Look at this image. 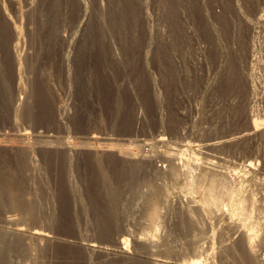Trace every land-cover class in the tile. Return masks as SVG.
I'll list each match as a JSON object with an SVG mask.
<instances>
[{"label":"rangeland","instance_id":"obj_1","mask_svg":"<svg viewBox=\"0 0 264 264\" xmlns=\"http://www.w3.org/2000/svg\"><path fill=\"white\" fill-rule=\"evenodd\" d=\"M13 1H15L14 3L16 5ZM31 1L32 0H19V7L25 11L29 8V3ZM99 1L107 7L111 5L114 9V15H112V17L107 11V13L105 12V14H103L98 10L93 14L95 16H92L93 18H98L96 20L92 18L91 22H93L90 25L91 29L89 28L86 32L87 34H84L81 45H79L80 48H76L77 53H75L76 49L74 50V57H77L74 60L77 61H75V63L73 60L71 66L74 76L78 75L71 88L67 85V74L65 76L66 65L61 59V46H58L57 51L50 55L47 54V51L41 50L42 44L40 45L41 42L39 40L36 42L33 41L37 45L32 41H26L25 44H23V53L26 51L25 53L28 52L31 53L30 55L33 57H37L35 61H37L38 69V76L35 77L32 87H30L29 92L26 93L17 85L18 83L14 76V66L10 61L7 51H2V49H0V141L7 144L19 145L21 144L19 133L29 131V133H31L29 141L31 142H34V140L37 141V139L43 141L47 139V137H50V139L53 140V146H58L63 141L71 140L81 151L74 156L72 162L73 171L71 174L69 173L71 163L63 157L62 153L51 152L47 159V165L43 163L41 155H37V159L39 161L42 160L40 163L44 165L45 174L42 179L39 178L38 175L31 177L29 172H26L25 169L22 168L23 164L18 161L15 155L7 153L2 149L0 150V235L3 231L9 229H18L28 234L29 231L44 228L50 230V232H52L51 235L54 234V236L58 238L69 239L71 241L77 240V242H84L85 244L90 243L91 240L92 243L96 242L95 244H101L112 248L110 243H106L102 238L106 231L105 228H107L105 225L111 223V228L110 225H108V228L112 230L114 226L112 223L119 222L117 233L121 238L123 236L129 239L138 236H144L143 238H145V234L153 231L155 226H157L159 231H154L156 237L161 236V234L165 236L164 234L167 232L165 238H170H166V241L169 240L171 243L174 242L173 244H169L168 241V245L175 247V245L178 246L180 243L181 247H184L185 239L182 237L181 231H179L180 229L176 224L179 220L177 214H179L178 212L180 210L185 208L196 207L202 210L205 209L206 211L208 209L209 211L206 213L209 214V217L212 216L208 218L207 214L205 215L204 213L208 228L207 231H210L207 232L206 241L204 239L200 244L204 246L205 249L210 248L209 250H212L211 256L213 254L212 252L217 254L216 249H218L217 246H219L220 238L228 236L231 232L233 233L231 228L233 225H242V218L233 212L228 203V205L224 204L218 207L211 206L212 209L208 206L209 204L208 200H206L207 197L205 192L203 190L191 191L188 189L187 184L191 179L198 176L199 182L201 181V185H204L203 187L206 188L215 176L221 179V175L225 172L228 175L229 181L232 182L235 179L231 184L234 186V183L237 182L238 184L240 182L239 177L243 173V170H245L244 164H246V160L250 161V159L251 161L253 160V162H258V165L255 164V168L258 167L257 170L259 169V174L261 173L260 175L258 174V178L261 177L260 180L264 182V139L262 141V138H256L253 139L254 141L250 140V142H243L232 148L217 147L215 144L227 135L232 137L231 135L235 136L237 133L248 128L252 121H249L250 119L248 120V113L246 111L251 107L253 111H255L254 115L256 114L257 116L253 121L264 120V102L260 99L258 100V97L264 96V82H262V77L264 78V60L263 64L257 65L255 77L258 78L255 79V77H253L255 79L253 81L254 85L256 87L258 86L257 88L259 89L255 87L259 93L257 95L258 97L256 99L254 98L253 101L250 102L251 104L246 98L247 103H245L243 99H241V101L238 96L234 94L228 95L227 92L234 91V89L237 91L238 88L246 90L247 86L249 87L250 84L248 85L246 79L242 77L243 84L247 86H235L234 83L239 80V77H234L232 73H228L230 71L225 60L219 57H210L208 55L207 43L205 41V26L208 15H213L214 12H221V7H229V0H168L169 4L176 7L175 17L178 18L179 21V39L177 46L173 50L174 52L172 51L171 53L170 50V53H167L165 59L158 54L161 47L159 31L163 28L162 25L165 24L164 18L167 17L168 21L172 19V13L165 11L164 6H161L165 1L125 0L126 8L122 6V3L119 4L120 0H111L110 3L109 0ZM5 2L10 16L17 19L18 13L16 12L18 4L16 0H5ZM59 2H61L62 5L65 4V0H38L33 16L36 18L37 13H39V16L41 13L49 14L51 12V15L52 13L53 15L57 13L56 16L60 17V11L57 6ZM165 14L167 16H164ZM125 16L127 18H125ZM20 17L19 19L21 20ZM110 18L114 20L116 25L112 23L113 21H111ZM123 19L126 20V28L129 27L126 29L127 34L124 33L122 29L121 22H123ZM25 20L26 18L24 21ZM101 20H105V24H103L104 22H101ZM1 21L3 22L4 19L0 14V25L3 26V31H5V33L8 32L5 22L2 24ZM94 30L97 35L94 34ZM263 30L264 29L260 30L262 32L261 34H263ZM64 31L66 32L64 33L70 37L75 30L67 26L64 28ZM71 31H73L72 34ZM113 32H115V35H113ZM123 33L127 36L126 42L128 41L125 46V51L122 47L120 48V43L116 38L113 40L114 42L112 41L111 43L113 44L112 46L114 47L115 53L119 56L117 59L118 61L110 60L105 54L101 56L102 52L100 49L95 52L97 54H93L92 58L84 56V53L88 50L86 49V45H90L93 40L96 41V45H99L105 43L104 37L108 39L107 41H111L110 38L119 37V35L123 36ZM99 35H102V37ZM3 36L2 34L0 44L3 43L6 45L8 42V34L4 36V42L2 40ZM170 42V40L167 41L169 48ZM108 43L110 42L105 43V47L109 45ZM256 52L258 53L257 58L264 53L263 51L259 54V50ZM99 54L103 60L98 56ZM262 57L264 58V54ZM218 60L222 61L218 62ZM222 63L226 66H223L224 64ZM105 64L106 66L108 65L107 68L106 66L104 67ZM244 67L245 75L247 72L245 64ZM259 69L261 71H259ZM220 72L225 75H221ZM163 73H166V76ZM260 73L262 77L260 76L259 79L258 75H261ZM220 76L221 78H219ZM224 78L227 79V81ZM250 79H252V77ZM258 84L261 85L259 86ZM214 87H216V89ZM260 87L262 88L261 90ZM248 89L249 88H247V90ZM222 93H224V95ZM22 98L23 100L28 99L30 102L29 111L21 119V122L16 125L13 119L14 112L12 103L16 100H22ZM252 102L257 105L259 103L260 106L252 105ZM240 110L242 112H239ZM260 112H262V114ZM259 113L263 117H261ZM237 114L241 115L238 116ZM262 126L264 127V124ZM96 135L99 138L97 144L100 147H109L111 143L110 148L112 150L114 149L115 152L109 151L97 155L95 152L84 148L87 144L92 142L90 138ZM159 135L167 136V146L157 147L153 144L154 139ZM142 141L147 142L143 144ZM135 147H137L138 157L148 154L145 159L146 162L144 161L145 167L147 164L149 165V163L150 166L153 164L151 167L147 165L148 167L146 169H148V171L145 168L141 169L135 167V169L132 166V168L129 167L131 165L129 162L115 154L119 148L126 150L128 148L135 149ZM166 150H170L172 153L175 151L174 154L177 155L175 165L178 167L180 175L184 177H182L184 180L180 176V179H178V177L175 179L170 171V163L165 162L164 159L160 157L161 155L155 156L157 155V151L164 152ZM147 159L150 162H147ZM260 164H262V166ZM259 165L263 168L262 171H260L262 168L259 167ZM230 166L233 167L231 168ZM154 167H156V169ZM161 167H165V171L159 174L156 170ZM240 168L242 169L240 170ZM130 169L133 170L131 171ZM141 171L144 172L142 173ZM70 177L75 182L74 184H76V187L78 185L77 190H80L78 191L79 199L73 197L72 193L68 190L67 183H65L69 182ZM185 185L186 187H184ZM153 187L161 189L164 192L163 198L159 204V207L162 205L159 212L160 218L156 221L155 226L150 223L149 219L147 220L153 208L151 202ZM263 192L262 194H264ZM262 194L260 196H262ZM165 196L166 200L164 199ZM220 196L223 198L222 193H220ZM260 196L258 195V197ZM75 199H78L77 202H81L82 205L76 207ZM261 200V204H263L264 196H262ZM53 209L55 211V216L53 217H56V223L58 225L55 224V227L51 229L46 223L50 219L51 214H53ZM209 212H212L213 215ZM7 217H15L13 223H7V221H5ZM57 218L61 219L58 220ZM114 219L118 221H114ZM207 219H211V224H209L210 222L207 221ZM257 220L258 217L256 216L252 218V221L248 222L247 225L251 227L252 223ZM212 221H214V223ZM229 223H231V225ZM170 231L173 233L171 232L172 234H170ZM215 231L217 232L215 233ZM119 232L122 235H120ZM99 235L102 237H99ZM77 236L79 239H77ZM173 236L176 239H174ZM208 236H210L211 239ZM214 236L215 238H213ZM178 239H181L182 242L180 240L178 241ZM214 239L216 241H214ZM209 240L211 243L215 242V246L213 243L211 246ZM208 242L209 244L207 245ZM181 243H183V245ZM24 244L21 242L19 243V245H21L19 247L21 252L15 251L18 247L14 246V244L11 245L12 248L11 246H7L9 248H6V254L10 255L8 257V255L5 254L4 263L75 264L74 256L69 249L64 248L61 250L54 248L53 251L47 252L41 249V252L43 251L44 254H40V248L38 247L41 246L35 242L32 246H35L36 255H33L34 258L32 257L31 261H29L30 258L27 257V255H23V250L25 248ZM263 244L264 242L262 246L260 245L258 248L259 256L261 255L260 258L262 260H264ZM180 245L178 246L179 249ZM1 246L0 244V247ZM178 247L175 249H178ZM181 253L183 254H181L182 256L180 255V257L172 256L170 258V256H168L167 258L166 256L165 258L164 255V257L162 256L163 258L158 256V259L164 262L169 260L166 262L167 264H183L188 261V257L186 256L187 251ZM189 255L193 256L190 251L188 252V256ZM206 257L207 256L204 255L203 259H206ZM210 260L206 259L205 261H208L207 264L210 262V264H212L213 262ZM94 261L92 264H100V261ZM230 261V257L223 256L221 261H217V264H228Z\"/></svg>","mask_w":264,"mask_h":264},{"label":"bare ground","instance_id":"obj_2","mask_svg":"<svg viewBox=\"0 0 264 264\" xmlns=\"http://www.w3.org/2000/svg\"><path fill=\"white\" fill-rule=\"evenodd\" d=\"M18 1L19 0H16V3L18 4V7L16 6L17 7V12L16 13H18V18L15 19V18L10 16V13L8 12V9L6 8L5 0H0V14H1L2 18L4 19L3 22H5L6 27H7V31H8V32L5 33V31H3V26L0 25V40L2 38L1 37L2 34L4 36H7V34H8V40L7 41L9 42V43L7 42L6 45L3 44V43L0 44V49H2V51L6 50L8 55H9V57H10V61H11V63L14 66V76H15V78L17 80V83H18L17 85L19 86V88H22V91L24 90L25 93L29 92L30 87H32V84H33V81H34L35 77L38 76L37 61H35V59L37 57L36 56L33 57L32 55H30L31 53H28V52L25 53L26 51L23 53V50H24L23 44H25L26 41H32V42L35 41L36 42V41L39 40L41 42V43L39 42L40 45L42 44L41 50L47 51L48 52L47 54H50V55H52L53 52L57 51L58 46H61V51H62L61 52V59L64 62V64L66 65V67H65V70H66L65 76L67 74V82H68L67 85H69L70 88H71L73 83H74V81H75V79H76V76L78 75L76 73L77 75L74 76L73 69H72V66H71L72 61L77 58L76 56L74 57V50L76 48H78V49L80 48L79 45H81L82 38H83L84 34L89 30L90 25L93 22V21L91 22V20L93 18L92 16H94L93 14L96 13L97 10H98L99 12H101L103 14H105V12L107 11L109 13V15L112 16V15H114V12H113L114 9L112 8L111 5H109L108 7L105 6L99 0H93V1L92 0H65V2H64L65 4L62 5V3H61L62 1L57 4V6L59 8V11H60L59 12L60 17L56 16L57 13L54 14V15L52 13V15H51V12H50L49 14L41 13L39 16H38L39 13H37L36 14L37 17L35 18L33 15H34L35 6H36L38 0H32L29 3V8L26 9L25 11H23V9H21V7H19L20 6V2H18ZM163 1H165V2L162 3L163 5L161 4V6H164V10L165 11H168L169 13H172L171 21H168L167 17L164 18L165 19L164 20L165 24L162 25L163 28H161V30L159 31L160 32L159 36H160V44H161L160 46L161 47H160V49L158 51L159 52L158 54L163 59H165L167 53L170 50H171V53H172V51L177 46L178 39H179V21H178V18L175 17V15H176V13H175L176 7L174 5L169 4L168 0H161V2H163ZM14 2L15 1H13V3ZM110 2H111V0H109V3ZM120 3H122L123 5L122 4L121 5L126 8L125 0H120L119 4ZM228 4H229L228 5L229 7H225V6L221 7L222 8L221 12H219V13L218 12H214L213 15H208L207 23H206V26H205V41L207 43V46H206L207 47V53H208V55L210 57H215V58L219 57L220 59H223V60L226 61L225 63L227 64V67L229 68V71H230L228 73H232V76L234 75V77H237V76L239 77V80H237L234 83L235 86L236 85L239 86V87L243 86V85L247 86V85L243 84L244 82H242V77H244L246 79L248 85L250 84L249 87L247 86V88H249L248 90H247V88H246V90L245 89L242 90V89L238 88L237 91H235V89H234V91H228L227 93H228V95L229 94H234L235 96H238V98H240V100L243 99L245 101V103H247L246 102V98H247V101L250 103L251 101H253L254 98L256 99L258 97L257 95L259 94L258 91L255 89L256 86L254 85L253 81L258 78V77L257 78L255 77V72L257 71V65H259L261 63L263 64V60H264V58L262 57L264 53L261 54L260 57L258 56L259 58H257L258 53L256 52V51L259 50V54H260L261 52L264 51L263 50L264 49V30H263V34H261L262 32L260 31V30L264 29V0H229ZM53 6H54V4H53ZM110 8H111V10H110ZM120 12H118V13H120ZM169 13H167V14H169ZM164 16H167V15L165 14ZM19 17L21 18V20L19 19ZM25 18H26V20L24 21ZM97 18L98 17H96V19ZM125 18H127V17L125 16ZM93 19H95V18H93ZM116 20H117V18H116ZM111 21H113L112 23H114V20L111 19ZM122 21H123V22H121L122 23V29H123L124 33L127 34V30L126 29H128L129 27L126 28L127 24H125L126 23L125 19H123ZM3 22H2V24H4ZM101 22H104L103 24H105V20H101ZM117 24H118V22H117ZM67 26L70 27L71 29L75 30L73 34H72L73 31H71L72 36H70V37H68L69 35L67 36L65 34L66 32L64 31V28L67 27ZM4 30H6V29H4ZM98 33H100V32H98ZM114 33L115 32H113V35H115ZM124 33H123V36L119 35V37L110 38L111 41H107L108 39L106 37H104L105 36L104 35L103 36L104 39H105L104 42L105 43L110 42V43H108L109 45H107V47H105L106 46L105 43L96 45L95 44L96 41L95 40H93V41L91 40L92 41L91 44L90 45L89 44L86 45L87 46L86 49H88V50L84 53V56L92 58L93 54L96 51H98V49H100V51L102 52L101 56H103V54H105L106 56H108L110 58V60L118 61L117 59L119 58V56L115 53L114 47L112 46L113 44H111V43L116 38L119 41V43H120L119 44L120 48L122 47L123 50L125 51V46L127 45L128 41L126 42L127 36ZM94 34H95V30H94ZM90 35H91V33H90ZM95 35H97V34H95ZM4 36H3V39H2L3 42L5 41L4 40ZM99 36L102 37V35H99ZM168 38H170V39H168ZM168 40L171 41L170 42V48H169V44L167 43ZM158 43H159V41H158ZM34 44H36V43H34ZM79 52H81V51H79ZM75 53H77V49H76ZM95 54H97V53H95ZM158 54H156V55H158ZM98 56L101 57L100 54ZM97 57H95V58H97ZM122 57H124V56H122ZM102 60H103V58H102ZM55 61H56V59H55ZM75 61H77V60H74V62ZM221 61L218 60V62H221ZM52 64H53V62H52ZM61 64H62V62H61ZM222 64H224V63H222ZM244 64L246 65V70L248 72V75H247L246 71H245L246 73L244 75V68H245ZM168 65H170V64H168ZM78 66H79V64H78ZM105 66H106V64L104 65V67ZM107 66H106V68H107ZM223 66H226V65L224 64ZM9 67H10V65H9ZM219 67H220V64H219ZM219 67H218V69H219ZM259 68H260V66H259ZM261 68H263V67H261ZM162 69H163V66H162ZM226 70H228V69H226ZM259 71H261V70L259 69ZM222 73H223V71H222ZM222 73L220 72L221 75H225V74H222ZM257 73H256V76H257ZM262 73H263V70H262ZM258 76H259V79H260V76L262 77V74L258 75ZM263 76H264V74H263ZM251 77H252L253 80L250 79ZM253 77H255V79ZM219 78H221V76ZM262 79H263L262 82H264V78L263 77H262ZM163 80H165V79H163ZM225 80L227 81V79H225ZM231 80H232V78H231ZM255 82L257 83L258 81H255ZM219 83H221V82H219ZM3 84H5V83H3ZM261 84H263V83H261ZM214 88L216 89V87H214ZM261 89L262 88L260 87V90ZM213 91H214V89H213ZM222 91H224V90H222ZM263 93H264V91H263ZM37 94H38V92H37ZM222 94L224 95V93H222ZM260 94H262V93H260ZM31 95H30V97H31ZM23 98H22V100L20 99L18 101L15 99L16 101H14L12 103V109H13V112H14V118L13 119H14L16 125L21 122V119L29 111L28 109H29V106H30V102L28 101V99H26V100L24 99L23 100ZM28 98H29V96H28ZM259 99L262 102H264V96L263 95L261 97H258V100ZM29 100H30V98H29ZM33 100H35V99H33ZM162 100H163V98H162ZM258 100H256V101H258ZM228 101H230V100H228ZM168 104H169V102H168ZM253 104H254V102H252V105ZM31 105H33V104H31ZM254 105H257V104H254ZM258 105H259V103H258ZM8 107H10V106H8ZM253 107H255V106H253ZM255 108H258V107H255ZM239 112H242V111L240 110ZM246 112L248 113V115H247L248 120L250 119L249 121H252V123L250 122V125L248 126V128L245 129V130L241 129L242 131L237 133V135H235V136L231 135L232 137H229L227 135L221 141L215 143L217 145V147L221 146L223 148H225V147L226 148H228V147L232 148L233 146H237V145H239V144H241L243 142H247V141L250 142V140H253V139H256V138H260V139L262 138V141H263V139H264V127L262 125L264 124V120L262 119L263 121H260V120H254L253 121L254 118H257V116H256V114L254 115L255 111H253L252 107L250 109H248V111H246ZM260 113L262 114V112H260ZM260 113H259V115H261ZM237 115L239 116L241 114H237ZM261 117H263V116L261 115ZM60 118H62V117H60ZM240 118H241V116H240ZM223 121H225V120H223ZM227 122H228V120H227ZM177 126H178V124H177ZM68 130H70V129H68ZM30 134L31 133H29V131L20 132L19 133V137L21 138V144H19V145L7 144V143H3V142L0 141L1 142L0 143V150L2 149L3 151H6L7 153L15 155V157L18 158V161L21 164H23L22 168H24L26 172H29L31 177L35 176V175H38V177L42 178V179L44 178V174H45L44 165H42V163H40L42 160L39 161L37 159V155H39V156L41 155V158L43 159V163L47 165L48 164L47 163V159H48V156L51 154V152H60V153H62L63 157L66 158L69 161V163H71L70 168H69V173L71 174V172L73 171V163L72 162H73L74 156L81 152L80 149H78L79 147L77 148V146L75 145V143H73V141L72 142H71V140L70 141H63L58 146H53V144H52L53 140L50 139V137H47V139H45L43 141H41L40 139H37L38 137L36 138L37 141H35V140H34V142L29 141L30 138H31ZM166 137H165V135H159L158 137H156L154 139V143L153 144L155 146H157V147H165V146H167L168 145V141H167ZM90 141H92V142L87 144L86 147H84V148H87V150H89V151L95 152L97 155L104 154V153H107L109 151L110 152H113V151L115 152L114 149L112 150L110 148L111 143H110L109 147H107V146H104V148L100 147L97 144L98 141H99V138L97 137V135L96 136H92L90 138ZM142 142H143V144H145L147 141H142ZM139 146H141V145H139ZM214 147H216V146H214ZM256 149H258V148H256ZM81 150H83V149H81ZM90 153H92V152H90ZM156 153H157V155H155V156H158V155L160 156L161 155L160 157L163 158L165 162H169L170 163L171 167L169 165L168 166L170 167V171H171L172 175L175 177V179H177V177H178V179H180L179 178V176L181 177L180 172L178 170V167L175 165V160H176V156H177L176 154H174L175 151H174V153H172L170 150H166L164 152L163 151H157ZM115 154L118 157L122 158L123 160L129 162V164H131L129 167L132 166L133 168L136 167V168H141V169L145 168L146 169L148 166H150V163H149V165L147 164L148 166L146 165V167H145V162H146L145 159H146V156L148 154L143 155L142 157H138L137 147H135V149L134 148H128L126 150H123L122 148H119L116 151ZM252 156H254V155H252ZM151 158H152V156H151ZM239 161H240V159H239ZM147 162H150V161H148V159H147ZM234 164H235V162H234ZM255 164L258 165V162H253V160L251 161V159H250V161L246 160V164H244L245 170H243V173L239 177L240 178V182L238 184H237V182L234 183L235 185H238V186H235V185L232 186L231 185L232 182L235 179L232 182L229 181L228 180V175L225 172L223 174L221 173L222 174L221 175L222 176L221 179H219V178H217V176H215V178L208 184V186L206 184V186H207L206 188L203 187L204 185L203 186L201 185L202 183H200L201 181L199 182V177L198 176H197L198 178L194 177L191 180L189 178L190 181L189 182L187 181L188 182L187 187H188L189 190H191V191H199V190L201 191V190H203L205 192L206 197H207L206 200H208V204H209L208 206L209 207H211V206L212 207L213 206L218 207L220 205H224V204L228 203L229 206H231L233 212L236 215H238L239 217L242 218V221H243L242 225L239 223L240 224V226H239V225H236L235 223H233V224H235V225H233L231 227L232 230H233V233L231 232V234H229L228 236H223L222 238H220L219 246H217L218 249H216L217 250V254H214V252H212L213 253L212 256H211V251L212 250L210 251L209 250L210 248L209 249L208 248L205 249V247L201 246V244H200V242L202 240H204L206 238V236L208 235L207 232L210 231V230L207 231L208 228H207V225H206V222H205V218L206 217L204 218V213L206 215L207 214L206 212L209 211L208 209H207V211L205 209H203L204 210L203 211L200 208L189 207V208H185L183 210H180L178 212L179 214H177V215L179 217L177 216V218H179V220L176 222V224H177V226L180 229L179 231H181L182 237H184V239H185L184 247H181L180 243H179L180 249L178 247L179 246L178 244H177L178 246L175 245V247H171L170 245H168L167 242L169 240L167 239L168 241H166V238H170V237H166L165 238L167 232H166V234H164L165 236H163L162 234H161V236L157 235L159 237V240H158V237H156V234L154 233V231L155 230L159 231L158 230L159 228L157 226H155V223L160 218L159 212H160V207L162 205L159 207V204H160L161 199L163 198V195H164L163 193L164 192L161 189L153 187L152 188L153 189V193H151V195L153 194V196L151 198L152 199L151 202H152L153 208L152 209L150 208L152 211L149 213L148 218L147 217L146 218H147V220L149 219L150 223H152L155 226V229L153 231H150L149 233H146L145 234V238H143L144 236L143 237H141V236L140 237L139 236L138 237H134L133 239L131 237V239H132V241H131V239H129L128 237H124V236L122 238L119 237L118 236L119 234L117 233V227H119V222H114V221H118L117 219L116 220L114 219V221H113L114 223H112L114 225L112 227L113 228L112 230L110 229L111 228V223L108 224V225H110V228H108L109 226L106 224L105 226H107V228H105L106 231H105L103 237L99 235V237H102L106 243L107 242L110 243L112 248L111 247H107L105 245H101V244H95L96 242L92 243L91 240H90V243H86L85 244L84 242H82V243L79 242V241L77 242V240L76 241H71L69 239L66 240V239L58 238V237L54 236V234L51 235L52 232H50V230H47V229H44V228L40 229V230L38 229V230L29 231L28 234H25V233L21 232L18 229H13V230L9 229V230L3 231L2 234L0 235V244L2 245L0 247V264H5L4 263V260H5L4 256L8 255V254H6V248H9L7 246H11V245L14 244V246L18 247V248L15 247L16 248L15 251L21 252V249L19 248L21 246V245H19L20 242L22 244H24V242H25V244H24L25 248L23 247L24 248L23 255H27V257L30 258L29 261H31V258L33 257V255H36L35 248H34L35 246H32V244L35 242V243H38L41 246V247H38V248H40L39 249L40 252H41V249L43 251H46V252L47 251H53L54 248L61 249V250H63L64 248L69 249L72 252L73 256H74L75 264H92L94 260L100 261V264H101V262H102V264H167L166 262L169 261V260L164 262V261L158 259V256H161V257L163 256L164 257V255H165V258H166V256H167V258H168V256H170V258L172 256H177V257L179 256L180 257V255L183 254V253H181L183 251H185V252L187 251L186 256L188 257V261L184 262L183 264H207L208 261H205L206 259H208V260L211 259L210 261H212L214 264H217V261H221V258L223 256H225V257L228 256V257L231 258V261L228 264H264V260H262L260 258L261 255L259 256V252H258L259 246L260 245L262 246V243L264 242V203L261 204V201H262L261 198H262V196H264V194H262V192L264 190V182L262 180H260L261 177L258 178L261 173L259 174V171H258L259 169L257 170L258 167L255 168ZM18 165H19V163H18ZM152 165L153 164H151V166ZM260 165L262 166V164H260ZM260 165H259V167H261ZM154 168L156 169V167H154ZM236 169H237V167H236ZM241 169L242 168H240V170ZM146 170L148 171V169H146ZM262 170H263V168L260 171H262ZM134 171H136V170H134ZM156 171L159 174H162L165 171V167L164 168L163 167L157 168ZM236 171H238V170H236ZM141 172L143 173L144 171H141ZM187 180H188V177H187ZM65 183H67L68 190H69V192L72 193L73 197L74 198L75 197L78 198V191H80V190H77L78 185L76 187V184H74L75 182L72 180V178L70 177L69 182H65ZM184 187H186V185ZM68 190H67V192H68ZM69 192H68V194H69ZM220 193H222L223 198H221ZM261 194H262V196H260ZM258 195L261 198L258 197ZM70 196H71V194H70ZM166 196L164 197V199L166 198ZM78 199H75L76 200L75 201V206L76 207L78 205H82L81 202H77ZM81 201H83V200H81ZM163 203H165V202H163ZM212 211H215V210H212ZM49 212H51V211H49ZM147 212H149V211H147ZM52 213L53 214H51V217H50L49 220L47 219L48 221L46 223V224H48V226L51 229L53 227H55V224L58 225L56 223V221H57L56 217L55 218L53 217V216H55L54 209H53ZM210 214H212V212ZM145 215H147V214H145ZM208 215L209 214H207V216ZM220 215H221V213H220ZM256 216L258 217V220L256 222L254 221L252 223L251 227L249 225H247V223L251 222L252 218H255ZM115 217H117V216H115ZM210 217H212V216H210ZM210 217L208 216V218H210ZM14 218L15 217H13V218L7 217L5 221H7V223H13ZM59 219H61V218H59ZM210 220L207 219V221H209V222H210ZM107 222H109V221H107ZM212 222L214 223V221H212ZM215 222H216V220H215ZM145 223H146V221H145ZM209 224H211V222ZM229 224L231 225V223H229ZM148 225H149V223H148ZM212 227H210V228H212ZM76 228H74V229H76ZM68 230H70V229H68ZM118 231H120V230H118ZM79 232H80V230H79ZM171 232L172 231H170V234L173 233V232L172 233ZM216 232L217 231H215V233ZM225 232H226V229H225ZM178 233H177V235H178ZM211 234H209V235H211ZM120 235H122V234L120 233ZM222 235H224V234H222ZM171 237H172V235H171ZM208 237L210 238V236H208ZM213 238H215V236ZM213 238H212V241H213ZM77 239H79V237ZM174 239H176V238L174 237ZM179 240L181 241V239H178V241ZM82 241H84V240H82ZM205 241H206V239H205ZM214 241H216V240L214 239ZM88 242H89V240H88ZM209 242H210V240H209ZM209 242L207 243V245L209 244ZM170 243L171 242L169 241V244ZM173 243L174 242H172L171 244H173ZM212 243L214 244L215 242H212ZM212 243H211V246H212ZM181 244L183 245V243H181ZM203 244H205V243H203ZM214 246H215V244H214ZM177 247H178L179 250L175 249ZM11 248H12V246H11ZM36 250H37V248H36ZM43 251L40 254H42ZM189 251L193 254V256L192 255H189L190 257L188 256V252ZM38 253H37V256H38ZM9 255H8V257H9ZM204 255L207 256L206 259L204 258L205 260L203 259ZM161 257H159V258H161ZM182 258H184V257H182ZM34 263H35V261H34ZM16 264H26V263L19 262V263H16ZM94 264H96V263H94Z\"/></svg>","mask_w":264,"mask_h":264}]
</instances>
